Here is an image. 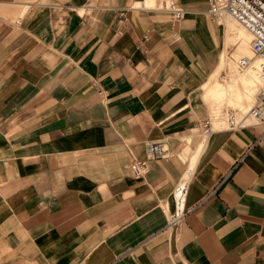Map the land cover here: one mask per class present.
I'll return each mask as SVG.
<instances>
[{"label":"crops","instance_id":"0c3cea01","mask_svg":"<svg viewBox=\"0 0 264 264\" xmlns=\"http://www.w3.org/2000/svg\"><path fill=\"white\" fill-rule=\"evenodd\" d=\"M168 1L0 0V264H264V138L210 92L257 86L255 63L230 68L250 35L207 0L173 23ZM158 141L173 155L136 178Z\"/></svg>","mask_w":264,"mask_h":264},{"label":"built area","instance_id":"2783aa9c","mask_svg":"<svg viewBox=\"0 0 264 264\" xmlns=\"http://www.w3.org/2000/svg\"><path fill=\"white\" fill-rule=\"evenodd\" d=\"M209 13L217 18L225 17L235 19L243 25L251 34L250 43L253 55L241 57L238 63L242 67H250L256 64L258 87L251 107L247 112L239 113L235 108L225 111L228 128L240 129L250 125L260 127L261 138H264V0H207ZM164 8L169 11L173 23L180 21L185 16V9L176 0L168 1ZM202 142L207 141L215 131L211 118L200 122ZM149 157L134 159L130 164L132 174L136 178H144L149 171V159H167L173 155V151L164 142H153L148 145ZM195 176V167L187 166L183 175L176 183L173 191L174 211L169 225L182 222L188 212L186 198L189 186Z\"/></svg>","mask_w":264,"mask_h":264},{"label":"rangeland","instance_id":"374dc122","mask_svg":"<svg viewBox=\"0 0 264 264\" xmlns=\"http://www.w3.org/2000/svg\"><path fill=\"white\" fill-rule=\"evenodd\" d=\"M227 19L229 20V24H230L232 30H235L236 31V33L234 34L233 40L239 41L238 40V37H239L238 35H239V32L242 29V27L240 25H238V23L234 19L228 18V17L226 18L227 25H228ZM251 37L252 36L250 35V40H249V44H248L250 51L247 52L248 54L251 53V47H250ZM237 47H238V45H236L235 48L237 49ZM252 55H253V53H252ZM232 56H233V61H231V62H232V64H234L233 65L234 67L233 68L230 67V68H231V70L233 69L234 71H238L239 70L238 69V66L239 65H238L237 60H235V59H239L240 57L236 55V52ZM243 56H245V55L243 54ZM230 60H232L231 57H230ZM249 71L250 70H248L247 72H249ZM219 76L216 77V80H215L216 83L221 87V89H222L223 92L225 91V89L229 90L232 87V82L233 81H231V83L223 84V83H225V80L224 79H220ZM241 84H242V88H240L241 87ZM256 90H257V86H254V88L251 89L248 84H246V83H240L237 92L230 91L229 93H238L239 94V96L241 97V99L243 101V103L241 105L240 104H234V102H232V100H230V99H228V100H226V99L225 100L224 99L223 100H220L221 98H223L224 96H226L228 94V92L225 93L223 96L222 95L219 96L218 93L216 92V90H214L213 88L210 89V92H212L217 99L220 98L218 100V101H221V102H219V103H221L220 106L218 107L219 110H221L222 108L226 107V105H228L229 106L228 108H236V109H240L241 111H246L251 106V103H252L253 98H254V93L256 92ZM223 103H227V104H223ZM195 150H196V148L194 149L192 155L195 154ZM187 158H189V157H187Z\"/></svg>","mask_w":264,"mask_h":264},{"label":"bare ground","instance_id":"6f19581e","mask_svg":"<svg viewBox=\"0 0 264 264\" xmlns=\"http://www.w3.org/2000/svg\"><path fill=\"white\" fill-rule=\"evenodd\" d=\"M235 20V19H234ZM236 21V20H235ZM247 33H249V35H251L252 36V34L243 26V25H241L238 21H236ZM248 35V34H247ZM248 37V36H247ZM250 38V37H249ZM251 39H252V37H251ZM250 43H251V41H250ZM241 57H243V56H241ZM240 57V58H241ZM245 57H247V56H245ZM239 60V59H238ZM249 68V67H248ZM255 68H256V65H255ZM257 87H258V77H257ZM257 91V90H256ZM256 93V92H255ZM255 93H254V96H255ZM254 99V98H253ZM253 102V101H252ZM251 105H252V103H251ZM251 107V106H250ZM249 107V108H250ZM248 108V109H249ZM236 109V108H235ZM248 109L246 110V111H241L240 109H236V110H238V112L239 113H244V112H247L248 111ZM217 119V118H216ZM190 168H192V166L190 167Z\"/></svg>","mask_w":264,"mask_h":264}]
</instances>
